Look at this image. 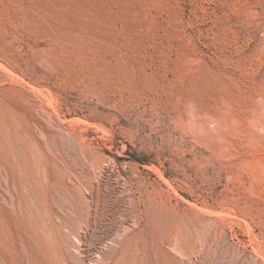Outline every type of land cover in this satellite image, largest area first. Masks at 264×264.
Returning a JSON list of instances; mask_svg holds the SVG:
<instances>
[{
  "label": "rangeland",
  "instance_id": "obj_1",
  "mask_svg": "<svg viewBox=\"0 0 264 264\" xmlns=\"http://www.w3.org/2000/svg\"><path fill=\"white\" fill-rule=\"evenodd\" d=\"M0 264H264V0H0Z\"/></svg>",
  "mask_w": 264,
  "mask_h": 264
},
{
  "label": "bare ground",
  "instance_id": "obj_2",
  "mask_svg": "<svg viewBox=\"0 0 264 264\" xmlns=\"http://www.w3.org/2000/svg\"><path fill=\"white\" fill-rule=\"evenodd\" d=\"M22 157V156H21ZM14 161V160H13ZM17 164V163H16ZM29 169V168H28ZM25 172V171H24ZM30 175H32V174H30ZM39 176V175H38ZM28 181V180H27ZM36 183V182H35ZM36 186V185H35ZM40 190V189H39ZM46 192V191H45ZM43 194V193H42ZM40 197V196H39ZM26 198V197H25ZM42 198V197H41ZM43 199V198H42ZM31 200V199H30ZM44 200H46V199H44ZM64 200V199H63ZM31 204V203H30ZM33 206V205H32ZM71 206V205H70ZM39 209V208H38ZM30 210V209H29ZM48 210V209H47ZM46 211V210H45ZM47 212V211H46ZM33 216V215H32ZM44 216V215H43ZM47 216V215H46ZM34 217V216H33ZM28 220H30V219H28ZM36 220V219H35ZM60 221V220H59ZM51 222V221H50ZM50 231V230H49ZM59 231V230H58ZM56 232V231H55ZM46 237V236H45ZM108 252V251H107ZM106 252V253H107ZM113 254V253H112ZM56 255V254H55ZM46 257V256H45ZM101 258V257H100ZM99 259V258H98ZM102 260V259H101ZM2 262V261H1ZM105 263V262H104Z\"/></svg>",
  "mask_w": 264,
  "mask_h": 264
}]
</instances>
